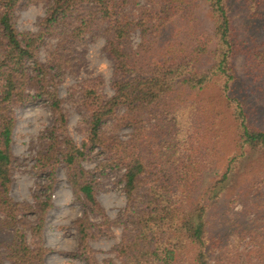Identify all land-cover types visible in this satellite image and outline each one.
Here are the masks:
<instances>
[{
  "label": "trees",
  "instance_id": "16d2710c",
  "mask_svg": "<svg viewBox=\"0 0 264 264\" xmlns=\"http://www.w3.org/2000/svg\"><path fill=\"white\" fill-rule=\"evenodd\" d=\"M32 1L0 0V264H46L62 164L84 208L74 226L87 264H99L89 241L112 236L97 194L113 175L126 197L120 264H264V0H50L39 30L22 33L16 11ZM88 36L105 39L113 95L101 78L83 82L78 145L59 84L82 63L65 51ZM32 102L47 103L54 122L33 166L44 191L30 204L10 191L14 109ZM243 198L251 203L233 213Z\"/></svg>",
  "mask_w": 264,
  "mask_h": 264
},
{
  "label": "rangeland",
  "instance_id": "374dc122",
  "mask_svg": "<svg viewBox=\"0 0 264 264\" xmlns=\"http://www.w3.org/2000/svg\"><path fill=\"white\" fill-rule=\"evenodd\" d=\"M50 0H36V2L23 3L16 11V27L20 32H37L49 6ZM206 8L202 7L201 15L204 16ZM208 15L205 20L207 23ZM70 27L72 25L70 24ZM59 38L47 39L45 46L41 49L40 57L44 60L48 51L56 48ZM139 34H132L133 45L139 43ZM105 39L103 36H88L81 45L67 47L65 53H70L74 58L82 60L79 68L74 72L66 71L59 84V94L63 99V108L68 115V129L74 141L80 145L83 140L82 128L86 118L85 109L80 106L79 97L82 84L85 80L101 78L104 81L102 88L108 97L113 95L111 87L113 66L104 51ZM16 127L13 133L12 150L16 163L12 173V187L10 196L17 202L33 204L34 196L41 194L38 184L46 180L38 177L33 166L35 157L42 149L43 144L51 129L54 119L51 110L45 102H32L21 107H15ZM131 130L122 128L117 133L126 138ZM102 160V156L94 154L91 160L83 163L87 169H93ZM225 163H222L224 166ZM223 166L218 172L223 171ZM118 175H113L104 181V187L99 190L97 197L105 209L107 216L113 222L110 227L112 236H100L89 241L94 257L99 264H120L116 257L115 249L121 241L122 221L126 206V197L122 184H116ZM264 191V188H263ZM53 208L45 218L43 232V244L50 250L45 257L46 264H87L86 260L79 254V238L74 222L83 215L84 208L67 180V168L60 165L55 174L54 190L52 192ZM249 199L253 202V197ZM248 200L242 199L237 204L233 213H243ZM254 217L242 219L249 223ZM95 223L100 222L99 217H91ZM28 221H34V216H29ZM117 222V224H116ZM31 234L28 233L30 241ZM1 250V248H0ZM1 264H12L9 260Z\"/></svg>",
  "mask_w": 264,
  "mask_h": 264
}]
</instances>
